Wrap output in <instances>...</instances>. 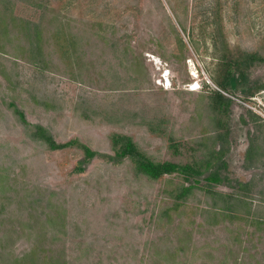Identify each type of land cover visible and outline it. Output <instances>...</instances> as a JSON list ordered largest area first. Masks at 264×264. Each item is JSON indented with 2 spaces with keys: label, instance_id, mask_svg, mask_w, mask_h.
<instances>
[{
  "label": "rangeland",
  "instance_id": "rangeland-1",
  "mask_svg": "<svg viewBox=\"0 0 264 264\" xmlns=\"http://www.w3.org/2000/svg\"><path fill=\"white\" fill-rule=\"evenodd\" d=\"M251 53L264 59V0H0V264L32 247L42 264H264ZM33 124L78 144L50 149ZM114 133L154 161L220 157L222 181L176 200V173L102 155L75 170L79 144L112 154Z\"/></svg>",
  "mask_w": 264,
  "mask_h": 264
},
{
  "label": "trees",
  "instance_id": "trees-1",
  "mask_svg": "<svg viewBox=\"0 0 264 264\" xmlns=\"http://www.w3.org/2000/svg\"><path fill=\"white\" fill-rule=\"evenodd\" d=\"M250 63L255 61L264 60L261 56L256 53H251L248 55ZM235 70H228L226 74L223 75L222 81L219 83L220 87L228 90V87L233 89L237 88L238 78L244 75L242 69L235 66ZM245 69V68H244ZM249 92V90H246ZM217 97L219 99H226L223 94L217 92ZM229 101V99L227 98ZM10 107H13V111L18 115L19 120L22 123L29 124L25 118L24 112L19 109L14 102L9 103ZM33 128V135L36 138L42 140L50 149H62L75 144H78L76 139H71L65 142H58L54 137L40 124L31 125ZM111 143L113 147L112 154H100L98 151L91 149L89 146L84 144H79L82 148L83 155L78 161V165L75 170L78 172L84 171L86 166L98 155H102L108 158L110 161L121 162L124 159L130 160L133 165L134 170L137 173L143 174L150 179H159L166 174H179L184 183L179 186V192L174 196L176 200L185 199L187 194H189L193 188L199 187V184L204 181L207 185L210 183H220L222 181L221 177V167L218 164L220 157H214V159L200 160L194 163H176L168 160L164 161H154L149 158L142 150L139 149L137 144L133 141L132 137L126 134L114 133L111 135ZM176 205H178L176 203ZM44 257V256H43ZM37 257L36 248L32 247L24 255L14 259L10 264H42L43 261Z\"/></svg>",
  "mask_w": 264,
  "mask_h": 264
}]
</instances>
